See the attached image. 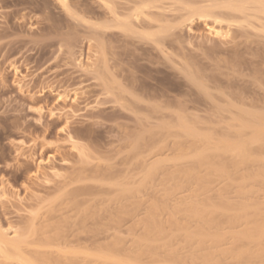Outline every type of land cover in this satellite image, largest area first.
Here are the masks:
<instances>
[{"label":"rangeland","instance_id":"1","mask_svg":"<svg viewBox=\"0 0 264 264\" xmlns=\"http://www.w3.org/2000/svg\"><path fill=\"white\" fill-rule=\"evenodd\" d=\"M64 2L0 0V233L34 264H264V0Z\"/></svg>","mask_w":264,"mask_h":264},{"label":"bare ground","instance_id":"2","mask_svg":"<svg viewBox=\"0 0 264 264\" xmlns=\"http://www.w3.org/2000/svg\"><path fill=\"white\" fill-rule=\"evenodd\" d=\"M60 1V4L62 5V7H65V2L64 0H59ZM238 1V0H237ZM261 1V0H260ZM256 3V2H255ZM262 2H260L261 4ZM237 4V3H236ZM242 4V3H241ZM68 6V5H67ZM241 6H244V5H241ZM245 6H246V3H245ZM264 6V5H261V7ZM260 7V6H259ZM150 8V7H149ZM260 9V8H259ZM234 10V9H233ZM238 10V9H237ZM242 10V9H241ZM236 11V10H235ZM262 11V10H261ZM264 12V11H262ZM200 13V12H199ZM238 13V12H237ZM241 14V13H240ZM73 16V15H72ZM206 16V15H205ZM109 19V18H108ZM127 22V21H126ZM122 23V21H121ZM113 25V24H112ZM121 25V24H120ZM119 27V26H118ZM131 31V30H130ZM136 33V32H135ZM263 118V116H262ZM252 119V118H251ZM254 119V120H253ZM253 119L251 121H255L253 124L255 125V129L256 131H258L259 127H263V121L261 119V117L259 116H255L253 117ZM264 119V118H263ZM246 120V119H245ZM262 121V122H261ZM247 122V121H245ZM243 123V122H242ZM185 124V123H184ZM245 124V123H244ZM262 124V125H261ZM187 126V125H186ZM247 126V125H246ZM239 132V131H238ZM238 136V135H237ZM237 146V145H236ZM242 147V145H241ZM240 146H237V147H234L232 148V150L234 151H239L241 152L242 151V148ZM3 233V232H2ZM2 233H0V259L3 258L5 260H11V259H16L19 263L21 264H34L28 257H26L23 253H22V248L20 249V247L22 246L20 243L22 242H18V245L15 241H11L10 239H7L5 236L2 235ZM20 246V247H19ZM2 259V260H3ZM18 263V264H19ZM2 264V263H1Z\"/></svg>","mask_w":264,"mask_h":264}]
</instances>
